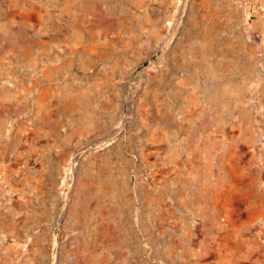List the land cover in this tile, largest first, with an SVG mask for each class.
<instances>
[{
	"label": "rangeland",
	"instance_id": "1",
	"mask_svg": "<svg viewBox=\"0 0 264 264\" xmlns=\"http://www.w3.org/2000/svg\"><path fill=\"white\" fill-rule=\"evenodd\" d=\"M250 11L0 0V141L15 151L2 170L24 202L37 181L54 210L44 249L6 264H169L190 251L175 228L190 233L200 203L234 218L263 190L264 40Z\"/></svg>",
	"mask_w": 264,
	"mask_h": 264
},
{
	"label": "crops",
	"instance_id": "2",
	"mask_svg": "<svg viewBox=\"0 0 264 264\" xmlns=\"http://www.w3.org/2000/svg\"><path fill=\"white\" fill-rule=\"evenodd\" d=\"M242 6L248 11L251 10L249 19L252 30L264 40V0H242ZM2 68H6V61L0 59V70ZM8 110L7 94L0 92V137L7 128ZM259 129L264 134L263 121ZM262 134L257 142L262 144L264 157ZM14 152L12 143L5 144L0 141V264H6L8 255L14 259L16 252L20 260H33V256L40 250L39 246L44 249V245L48 244L47 232L54 219L53 196L51 194L49 199L48 192L46 197L39 196L37 181L34 187L32 185V197L24 202V184L18 187L17 183L12 184L5 178L2 166L8 159H14ZM262 189L254 190L253 196L242 198V206L236 207L239 210L234 218L220 216L212 203L206 207L200 203L193 216L190 233L182 226L175 228V238L187 241L190 251L176 255V259L169 260L168 263L264 264V185ZM9 190L18 195L14 201L7 199L6 192Z\"/></svg>",
	"mask_w": 264,
	"mask_h": 264
}]
</instances>
